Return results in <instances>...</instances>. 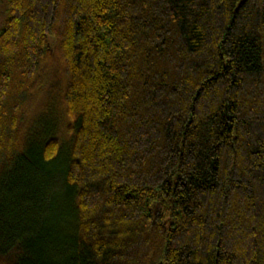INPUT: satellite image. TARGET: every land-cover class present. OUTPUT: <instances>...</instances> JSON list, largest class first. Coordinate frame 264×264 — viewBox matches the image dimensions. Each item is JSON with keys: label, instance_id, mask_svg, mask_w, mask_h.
Returning a JSON list of instances; mask_svg holds the SVG:
<instances>
[{"label": "trees", "instance_id": "1", "mask_svg": "<svg viewBox=\"0 0 264 264\" xmlns=\"http://www.w3.org/2000/svg\"><path fill=\"white\" fill-rule=\"evenodd\" d=\"M0 13V264H264V0Z\"/></svg>", "mask_w": 264, "mask_h": 264}, {"label": "rangeland", "instance_id": "2", "mask_svg": "<svg viewBox=\"0 0 264 264\" xmlns=\"http://www.w3.org/2000/svg\"><path fill=\"white\" fill-rule=\"evenodd\" d=\"M3 17L0 13V22ZM62 84H55L54 89H49L48 92L39 102L36 111L33 114V124L39 118L45 120L44 126L46 128H51V133H54L60 142L61 149L58 157V161H65L68 151L71 145V138L67 132V118L64 113V107L60 99ZM48 130V129H46ZM62 183L60 179L57 182L50 184V190L53 195L57 196L62 193ZM54 196V197H55Z\"/></svg>", "mask_w": 264, "mask_h": 264}]
</instances>
